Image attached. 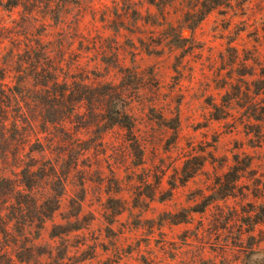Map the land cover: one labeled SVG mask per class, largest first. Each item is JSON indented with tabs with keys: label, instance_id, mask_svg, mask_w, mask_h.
<instances>
[{
	"label": "rangeland",
	"instance_id": "obj_1",
	"mask_svg": "<svg viewBox=\"0 0 264 264\" xmlns=\"http://www.w3.org/2000/svg\"><path fill=\"white\" fill-rule=\"evenodd\" d=\"M49 1L65 6L59 21L0 9L8 28L44 22L45 40H61L92 86L47 132V158L68 177L49 186L61 201L35 241L41 262L264 264V224L246 225L264 222V122L248 117L264 111V0H227L201 21L203 0ZM166 22L179 24V47ZM98 84L121 92L112 104L131 116L139 151ZM248 164L237 177L232 167ZM80 208L82 229L71 231Z\"/></svg>",
	"mask_w": 264,
	"mask_h": 264
},
{
	"label": "trees",
	"instance_id": "obj_2",
	"mask_svg": "<svg viewBox=\"0 0 264 264\" xmlns=\"http://www.w3.org/2000/svg\"><path fill=\"white\" fill-rule=\"evenodd\" d=\"M225 1L203 0L199 21ZM64 7L60 2L52 5L49 0H0L1 10L11 13L21 9L23 21L33 19L41 9L53 16V21H59ZM166 25L172 32V44L179 47V24ZM19 29L16 24L8 28L0 23V264H45L36 252L35 241L44 223L59 210L61 201V194H52L54 190L49 186L59 182L65 188L68 177L58 175L59 161L47 158L53 147L47 132L50 127L64 126L76 115L80 104L88 101L92 86L86 83L77 62L66 60L61 40H45L44 22L34 32L24 26ZM257 82L258 93L264 97V69ZM105 86L112 97L102 99L101 107L114 110L115 118L109 119L112 125L125 130L132 137L129 141L133 151H139L131 116L124 107L112 104L113 96L119 97L121 92L114 86L97 87ZM213 109L220 113L214 120L225 119L217 106ZM248 111L249 119L264 122V111L260 115ZM249 166L232 169L239 177ZM238 179L234 180L233 190ZM40 185H44L45 194L38 198L36 190ZM80 213L81 208L71 216V231L82 229ZM259 224L264 222L250 217L246 222L251 233Z\"/></svg>",
	"mask_w": 264,
	"mask_h": 264
}]
</instances>
